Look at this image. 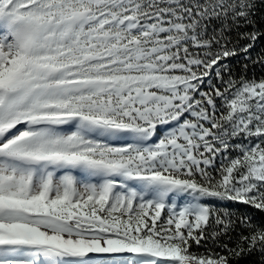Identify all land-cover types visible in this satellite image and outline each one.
<instances>
[{
    "label": "snow or ice",
    "instance_id": "1",
    "mask_svg": "<svg viewBox=\"0 0 264 264\" xmlns=\"http://www.w3.org/2000/svg\"><path fill=\"white\" fill-rule=\"evenodd\" d=\"M261 8L0 0V264H264Z\"/></svg>",
    "mask_w": 264,
    "mask_h": 264
},
{
    "label": "trees",
    "instance_id": "2",
    "mask_svg": "<svg viewBox=\"0 0 264 264\" xmlns=\"http://www.w3.org/2000/svg\"><path fill=\"white\" fill-rule=\"evenodd\" d=\"M254 21V27L252 24L247 25L246 27H242L239 29L241 32L246 31H253L257 30L262 33V35L259 37V39L256 41L254 47L250 50V55L252 57L251 60L245 59V54L239 53L235 57L228 58L227 60L223 61L222 63H226L229 65V72H226L225 75L227 76L229 73L234 75L236 78H239L241 76H245L246 78H261L264 77V63H258L254 62L258 56L264 55V8H261L257 14L253 17ZM220 22L219 21H213L211 27L219 28ZM231 36L234 38L236 37V31L233 30L230 33ZM248 41L241 40L240 44H246ZM247 65V68L244 66ZM232 143H239L236 140H233ZM231 155L235 156L236 152H231ZM223 210L224 207H227L230 211L233 212L234 217L237 214L241 213H247L251 217H253L254 221H264V211L254 209L251 206L240 204V203H232L227 202L224 205L217 204ZM243 231L242 228L237 227L235 231L230 233L232 239L230 240L228 236L221 237L220 240L216 243L209 240L207 244L204 247L197 248L195 245L193 246L194 250H198L203 252L205 250V247L207 248H213L215 251L219 252L221 251V248L218 246L220 243H228L230 247L234 246V241L237 238L238 233ZM246 234V233H245ZM258 256L257 255H242L239 259H233L231 264H255L257 261Z\"/></svg>",
    "mask_w": 264,
    "mask_h": 264
},
{
    "label": "rangeland",
    "instance_id": "3",
    "mask_svg": "<svg viewBox=\"0 0 264 264\" xmlns=\"http://www.w3.org/2000/svg\"><path fill=\"white\" fill-rule=\"evenodd\" d=\"M236 141H238V140H236ZM238 142H240V141H238ZM217 164H219V158H217ZM216 204H220L219 202H215ZM227 202H225L224 204H226ZM223 204V205H224Z\"/></svg>",
    "mask_w": 264,
    "mask_h": 264
}]
</instances>
